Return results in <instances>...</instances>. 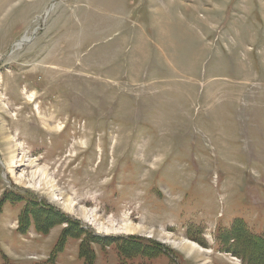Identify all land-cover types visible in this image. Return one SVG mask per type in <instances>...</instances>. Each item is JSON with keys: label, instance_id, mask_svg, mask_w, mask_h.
<instances>
[{"label": "rangeland", "instance_id": "374dc122", "mask_svg": "<svg viewBox=\"0 0 264 264\" xmlns=\"http://www.w3.org/2000/svg\"><path fill=\"white\" fill-rule=\"evenodd\" d=\"M6 137L18 145L17 178L46 168L79 207L211 252L191 258L158 238L98 231L16 182ZM7 191L34 194L64 218L41 235L32 215L24 234L28 203L4 202L0 262L1 253L46 262L63 236L57 264H85L82 246L94 264L123 263L81 224L170 248L131 254V264H255L264 253V0H0V203Z\"/></svg>", "mask_w": 264, "mask_h": 264}, {"label": "trees", "instance_id": "16d2710c", "mask_svg": "<svg viewBox=\"0 0 264 264\" xmlns=\"http://www.w3.org/2000/svg\"><path fill=\"white\" fill-rule=\"evenodd\" d=\"M4 202H7L13 205H16L20 202L28 203L26 207L27 214H23V216H21V219L19 220L20 227H18V232H21L24 234L25 232L28 233L29 231V228L31 226L29 225V219L30 217H32V215L33 216L35 215L38 218L40 217L39 218L40 221L38 224H36L35 228H36V232L41 235H48L49 229L53 226V224H56V222H52L53 220L59 221L60 220L59 218H64V214L57 211L51 205L40 201L38 197L34 196V194H31V193L20 194L19 192L7 191V195L5 193V195H3L2 197L0 206H2ZM35 212H38V213L35 214ZM67 220L71 221L70 225H72V222L75 225L78 224L75 222V220H72L71 218H67ZM77 226L80 227L82 231L86 230L87 232H89V235L92 239L100 240L102 242L109 241L106 243H109L111 245H116L118 254L121 256L122 261H123L122 264H131V261L128 262V260H130V258L132 257L131 254L140 255L139 254L140 251H143L141 255L143 256L148 255L150 257L157 256V254L159 255L167 254L166 253L167 251L170 252L169 248H166L163 244H160V243H153L152 240H144L139 237H134V238L133 237H128V238L127 237H101V236H98L94 231L85 228L81 224ZM68 227H69V224H68ZM71 234H73V236L71 237L79 236V233H76L75 230H73ZM235 235L240 240H241L240 236H244V234H235ZM66 240L67 239L62 236V238L58 240L56 246L53 248V252H51L50 258H48L46 262H36L35 264H57L56 260H57L58 254L65 250V247L67 244ZM258 240H262V239L258 238ZM131 243L134 245L133 246L134 248L133 249L127 248L126 245L131 244ZM260 244L264 245V240L262 242L258 241V245ZM94 252H95L94 250H92V252H90V250H85V248H83L82 246L81 255L84 257L85 264L95 263ZM1 254L3 255V257H2V261L0 262V264H16V262L11 260L8 256H6V254H3V253ZM242 257L248 260L247 254L246 256H242ZM249 260H250V263L252 262V260H255V264H264V253H259L258 251H256L253 257H250Z\"/></svg>", "mask_w": 264, "mask_h": 264}, {"label": "bare ground", "instance_id": "6f19581e", "mask_svg": "<svg viewBox=\"0 0 264 264\" xmlns=\"http://www.w3.org/2000/svg\"><path fill=\"white\" fill-rule=\"evenodd\" d=\"M26 42H30L29 37L23 38L16 44L17 48H21L22 45ZM31 98V97H30ZM4 131V129L2 128ZM8 147L7 149L10 151L9 153V170L12 176L15 178L17 183H22L23 185H29L34 189H38L43 193L47 194L51 197V199H55L58 203L62 204L64 208L70 213L76 214L78 217H82L84 219H88L92 225L98 229V231L106 233V234H123V235H145L148 238H158L164 241L167 244H171L173 246H177L184 254L189 255L191 258H201L205 251L203 247H201L196 242L189 240L184 236H179L176 234L168 233L165 229L158 227H147L145 224H135L131 219L123 215L121 219H115L114 216H109L107 219L99 215L97 213V209L87 210L85 206H80L79 203L76 202L77 199L68 197L65 193H57L56 185L48 178V172L46 168H39L34 172L32 181H26L25 178H17L15 175V166H17V147L13 141L6 137ZM24 160L22 159L20 162L22 164ZM34 182V184L32 183ZM124 214V213H123ZM238 261L237 259H234ZM209 264V263H208Z\"/></svg>", "mask_w": 264, "mask_h": 264}]
</instances>
